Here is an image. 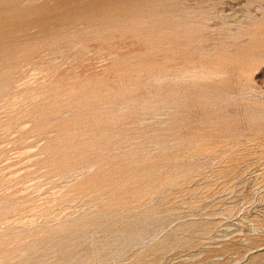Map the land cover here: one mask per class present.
<instances>
[{
  "label": "rangeland",
  "instance_id": "1",
  "mask_svg": "<svg viewBox=\"0 0 264 264\" xmlns=\"http://www.w3.org/2000/svg\"><path fill=\"white\" fill-rule=\"evenodd\" d=\"M0 264H264V0H0Z\"/></svg>",
  "mask_w": 264,
  "mask_h": 264
}]
</instances>
